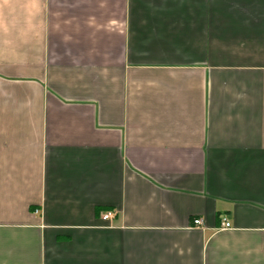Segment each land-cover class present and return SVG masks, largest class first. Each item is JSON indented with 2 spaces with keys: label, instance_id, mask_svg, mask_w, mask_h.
Listing matches in <instances>:
<instances>
[{
  "label": "crops",
  "instance_id": "0c3cea01",
  "mask_svg": "<svg viewBox=\"0 0 264 264\" xmlns=\"http://www.w3.org/2000/svg\"><path fill=\"white\" fill-rule=\"evenodd\" d=\"M0 264H264V0H0Z\"/></svg>",
  "mask_w": 264,
  "mask_h": 264
},
{
  "label": "built area",
  "instance_id": "2783aa9c",
  "mask_svg": "<svg viewBox=\"0 0 264 264\" xmlns=\"http://www.w3.org/2000/svg\"><path fill=\"white\" fill-rule=\"evenodd\" d=\"M111 217V212H105L102 214V219H107ZM192 225L196 227H202L203 226V220L200 217H196L192 220ZM230 228V223L226 220L221 221L220 223V229H228Z\"/></svg>",
  "mask_w": 264,
  "mask_h": 264
}]
</instances>
